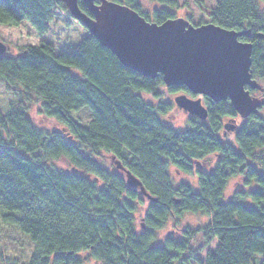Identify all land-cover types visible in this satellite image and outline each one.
<instances>
[{
  "label": "trees",
  "instance_id": "obj_1",
  "mask_svg": "<svg viewBox=\"0 0 264 264\" xmlns=\"http://www.w3.org/2000/svg\"><path fill=\"white\" fill-rule=\"evenodd\" d=\"M109 1L158 25L178 18L182 8L178 0H151L150 13L138 0ZM261 3L219 0L210 10L198 5L209 23L250 32L239 41L252 45L250 74L264 89ZM78 7L91 16L81 0ZM57 13L72 19L62 0H0V25L26 21L39 38ZM185 19L191 23V16ZM76 24L87 35L69 52L56 54L52 44L40 41L17 56L0 55V211L4 223L32 244L24 264H264L262 107L240 119L229 100L203 98L207 119L189 116L188 128L177 131L162 119L173 104L164 101L161 88L193 95L166 87L161 76L145 78L124 68ZM246 90L264 98V92ZM32 106L60 129L38 127L28 115ZM84 109L90 120L81 126L71 115ZM238 118L242 122L228 131L223 121ZM229 134L234 144L227 142ZM106 157L119 161L156 202L128 188ZM61 160L64 168L56 165ZM170 168L195 175L197 190L174 186ZM233 179L238 188L227 197ZM187 213L207 222L158 237ZM198 238L204 248L215 244L204 260L193 249Z\"/></svg>",
  "mask_w": 264,
  "mask_h": 264
},
{
  "label": "water",
  "instance_id": "obj_2",
  "mask_svg": "<svg viewBox=\"0 0 264 264\" xmlns=\"http://www.w3.org/2000/svg\"><path fill=\"white\" fill-rule=\"evenodd\" d=\"M62 0L71 18L80 23L97 43L126 69L145 78L162 77L166 87H183L193 96L174 98L179 110L205 121L208 116L202 99L219 103L229 100L240 119L257 114L264 100L246 90L264 92L250 74L252 45L239 41L249 31L226 30L211 23L193 25L184 18L151 23L127 6L109 0ZM7 51L0 43V55ZM231 123V124H230ZM235 121L226 125L235 129ZM128 188L137 189L154 203L142 184L122 164L112 159Z\"/></svg>",
  "mask_w": 264,
  "mask_h": 264
},
{
  "label": "rangeland",
  "instance_id": "obj_3",
  "mask_svg": "<svg viewBox=\"0 0 264 264\" xmlns=\"http://www.w3.org/2000/svg\"><path fill=\"white\" fill-rule=\"evenodd\" d=\"M142 5V8L146 11L152 12L153 3L151 0H138ZM179 5L182 8L177 11L178 18H186L187 16H191V23L193 25H197L200 21L203 24L209 23L207 17L204 12L201 11L200 5L204 10H210L215 8L219 0H178ZM185 5V6H184ZM260 7L264 11V3L260 4ZM66 14L57 13L53 21L50 23L48 32L42 37L39 38L35 31L31 28L28 22L24 21L17 27H6L0 25V43H3L7 51L6 53L9 56H17L21 49L25 46H36L40 43V41L52 44L55 48L56 54L66 53L73 50L85 37L86 32L83 28L76 24L72 19L66 20ZM69 21L68 25L66 22ZM163 92V99L169 103L173 104L172 111L163 116L162 119L168 125H171L177 131H184L188 128L187 118L189 115L185 114L182 110L176 108L173 100L175 97L180 95H185L189 99H197V96H189L184 92H176L174 94H169L165 88H161ZM255 98H260L264 100L260 96L259 93H255L252 95ZM146 101H152L150 97L143 96ZM260 114L264 117V106L261 108ZM29 117L32 121L40 128H43L48 131H53L54 129H60L54 121L45 119L41 117L35 106H32L28 112ZM72 119L75 120L79 125L86 126L90 120V115L86 109L81 110L79 112L73 113L71 115ZM237 123H241L239 118L235 121ZM228 121H223V124H228ZM231 124V123H230ZM227 142L230 144H234V136L233 134H229L227 137ZM212 162V160H211ZM57 166L64 168L65 163L63 160L56 163ZM106 165L109 166L111 171H117L115 165L110 160L109 157H106ZM210 169V168H209ZM119 172V171H118ZM170 175L173 180V185L177 186L179 183H186L192 186L195 190H197V179L195 175H186L183 173H179L175 171V169L170 168ZM238 188L237 182L235 179L231 180L228 187L226 196L229 197L235 189ZM144 210L140 212L137 223L142 222L141 215ZM207 222L206 217L201 215H193V214H185L181 219V222L178 226L173 225L172 222H169L164 230H162L158 237L162 238L165 235L180 233V229L183 227H197ZM204 243L201 238H198L195 242L193 249L195 250L197 257L201 260H204L205 254L207 250H213L215 244H212L209 247L204 248ZM32 244L30 241L21 235L18 230L12 226L11 224H5L2 219V213L0 211V264H5L6 258H13L18 261V264H24L27 262L29 256L32 253ZM255 259H263L262 256H255ZM84 264H94L92 261H86Z\"/></svg>",
  "mask_w": 264,
  "mask_h": 264
}]
</instances>
